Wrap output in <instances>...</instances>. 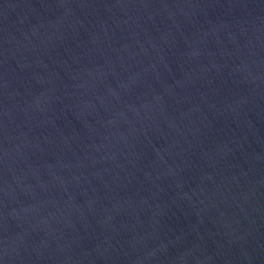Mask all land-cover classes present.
<instances>
[{
  "label": "water",
  "instance_id": "water-1",
  "mask_svg": "<svg viewBox=\"0 0 264 264\" xmlns=\"http://www.w3.org/2000/svg\"><path fill=\"white\" fill-rule=\"evenodd\" d=\"M0 264H264V0H0Z\"/></svg>",
  "mask_w": 264,
  "mask_h": 264
}]
</instances>
